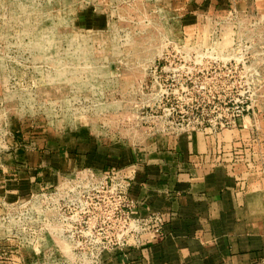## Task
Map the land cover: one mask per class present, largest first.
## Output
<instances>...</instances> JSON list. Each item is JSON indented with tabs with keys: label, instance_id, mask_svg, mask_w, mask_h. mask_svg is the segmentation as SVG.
Segmentation results:
<instances>
[{
	"label": "rangeland",
	"instance_id": "rangeland-1",
	"mask_svg": "<svg viewBox=\"0 0 264 264\" xmlns=\"http://www.w3.org/2000/svg\"><path fill=\"white\" fill-rule=\"evenodd\" d=\"M236 1L0 0V178L38 133L75 129L135 145L205 131L217 147L248 126L264 169V12ZM125 182L83 169L0 194V264H102L138 245L154 230Z\"/></svg>",
	"mask_w": 264,
	"mask_h": 264
},
{
	"label": "crops",
	"instance_id": "crops-1",
	"mask_svg": "<svg viewBox=\"0 0 264 264\" xmlns=\"http://www.w3.org/2000/svg\"><path fill=\"white\" fill-rule=\"evenodd\" d=\"M253 1L263 13L264 0ZM249 4L236 1L239 10ZM242 130L221 132L217 147L205 131L136 145L119 136L83 137L77 129L42 131L30 151L17 149L7 172L14 178H0V194L27 195L73 170L117 172L129 181L132 214L158 213L162 224L138 245L108 249L102 264H264V169L252 156L254 144L240 141ZM259 134L264 162L263 127Z\"/></svg>",
	"mask_w": 264,
	"mask_h": 264
},
{
	"label": "built area",
	"instance_id": "built-area-1",
	"mask_svg": "<svg viewBox=\"0 0 264 264\" xmlns=\"http://www.w3.org/2000/svg\"><path fill=\"white\" fill-rule=\"evenodd\" d=\"M105 178L110 179L111 181H120L121 177L118 175L117 172L115 173H110V175L106 174L104 175ZM122 181V180H121ZM116 185L121 189L123 188L122 192H126L129 186V181L126 178V182L124 183V185L121 187V185L119 183H116ZM124 193H122V195H125ZM122 214H124V222H126V212H122ZM149 224L152 226V229L154 231H158L161 228V224H162V217L160 214L158 213H153L149 215V219H148Z\"/></svg>",
	"mask_w": 264,
	"mask_h": 264
},
{
	"label": "bare ground",
	"instance_id": "bare-ground-1",
	"mask_svg": "<svg viewBox=\"0 0 264 264\" xmlns=\"http://www.w3.org/2000/svg\"><path fill=\"white\" fill-rule=\"evenodd\" d=\"M89 181V180H88ZM93 241H95V240H93ZM98 241V240H97ZM135 243V242H134Z\"/></svg>",
	"mask_w": 264,
	"mask_h": 264
}]
</instances>
